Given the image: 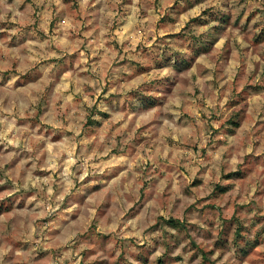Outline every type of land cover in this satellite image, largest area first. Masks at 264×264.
I'll list each match as a JSON object with an SVG mask.
<instances>
[{
    "label": "rangeland",
    "instance_id": "1",
    "mask_svg": "<svg viewBox=\"0 0 264 264\" xmlns=\"http://www.w3.org/2000/svg\"><path fill=\"white\" fill-rule=\"evenodd\" d=\"M0 264H264V0H0Z\"/></svg>",
    "mask_w": 264,
    "mask_h": 264
},
{
    "label": "trees",
    "instance_id": "2",
    "mask_svg": "<svg viewBox=\"0 0 264 264\" xmlns=\"http://www.w3.org/2000/svg\"><path fill=\"white\" fill-rule=\"evenodd\" d=\"M168 223H173L172 220H168Z\"/></svg>",
    "mask_w": 264,
    "mask_h": 264
}]
</instances>
